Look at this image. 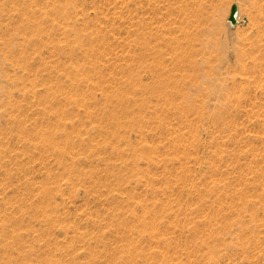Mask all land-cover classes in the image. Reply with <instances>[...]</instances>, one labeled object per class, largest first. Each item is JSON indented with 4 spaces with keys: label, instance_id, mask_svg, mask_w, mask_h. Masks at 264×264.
Wrapping results in <instances>:
<instances>
[{
    "label": "rangeland",
    "instance_id": "rangeland-1",
    "mask_svg": "<svg viewBox=\"0 0 264 264\" xmlns=\"http://www.w3.org/2000/svg\"><path fill=\"white\" fill-rule=\"evenodd\" d=\"M0 264H264V0H0Z\"/></svg>",
    "mask_w": 264,
    "mask_h": 264
},
{
    "label": "water",
    "instance_id": "water-1",
    "mask_svg": "<svg viewBox=\"0 0 264 264\" xmlns=\"http://www.w3.org/2000/svg\"><path fill=\"white\" fill-rule=\"evenodd\" d=\"M236 15H237V5L233 4L231 5L229 16L227 18V21L231 26L235 25V23L237 22Z\"/></svg>",
    "mask_w": 264,
    "mask_h": 264
},
{
    "label": "bare ground",
    "instance_id": "bare-ground-1",
    "mask_svg": "<svg viewBox=\"0 0 264 264\" xmlns=\"http://www.w3.org/2000/svg\"><path fill=\"white\" fill-rule=\"evenodd\" d=\"M236 19L238 20L239 19V14L236 15ZM229 23V22H228Z\"/></svg>",
    "mask_w": 264,
    "mask_h": 264
}]
</instances>
